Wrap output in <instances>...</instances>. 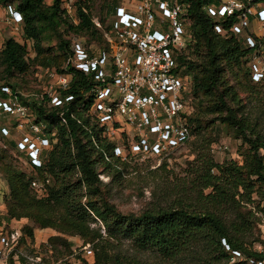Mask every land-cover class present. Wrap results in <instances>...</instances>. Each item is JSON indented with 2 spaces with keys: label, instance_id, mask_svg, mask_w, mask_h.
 <instances>
[{
  "label": "trees",
  "instance_id": "obj_1",
  "mask_svg": "<svg viewBox=\"0 0 264 264\" xmlns=\"http://www.w3.org/2000/svg\"><path fill=\"white\" fill-rule=\"evenodd\" d=\"M3 1L4 5L10 4V0ZM16 1L24 19L21 29L24 39L39 43L44 34L69 25L62 7L65 0H53L52 5H47L45 0ZM187 1L191 5V30L199 48L206 53L196 64L190 62L187 56L180 55L179 64L186 67L187 73L196 72L192 89L195 95L218 94L222 105L220 112L224 116L220 114L218 120L235 127L242 142L249 147L245 163L240 165L229 161L218 164L209 153L203 154L194 161L195 166L191 167L186 178L167 186L165 205H151L138 216L124 215L105 201L99 204L98 199L95 200L102 192L99 167L118 172L126 162L114 157V142L104 139L102 130L85 116L92 103V100L84 101L85 93L94 83L90 76L74 72L72 86L67 93L75 100L65 109H53L46 101L33 100L35 122L44 124L45 129H56L59 140L52 151L44 150L41 167L31 165L41 181L54 183L48 198L37 200L30 189L31 180H27V176L19 173L11 163L0 159V170L5 173L12 191L9 204L11 218H33L42 228L79 235L91 243L100 240L99 243L103 244L107 238L125 239L140 252L154 254L156 261H160L158 264H250L248 260L232 263V253L227 251L225 244L245 258L259 259L260 255L253 247L254 241H251L259 219L250 206L257 204V210L264 213L261 202L255 199L261 196L264 201V121L259 114L260 108L247 111L248 106L243 104L226 80L230 65L240 63V58L252 55L255 49L237 39L240 37L217 35L212 21L202 9L204 0ZM113 8L108 11L111 13ZM78 16L79 25L70 24L66 28L68 32L96 35V32H91L93 21L84 8L78 9ZM259 42L264 46V38ZM58 47L68 50L70 41L60 40ZM71 51L72 48L69 54ZM92 51L97 52L98 49ZM27 54L26 45L15 37L3 43L0 66L4 67L9 79L26 74L29 67ZM250 73V81L254 84L252 90L259 94L256 91L262 87L264 80L254 83L251 68ZM5 82L0 85V99L7 97L2 91V87L7 86L27 104L17 93V87ZM228 97L235 107L228 105ZM61 113L67 121L64 125ZM191 115L189 112L186 119L192 138L197 127ZM134 157L127 160L133 161ZM95 219L102 223L106 238L101 228H91ZM106 258L101 257L105 264L108 262ZM115 263L124 264L120 261ZM128 264L144 263L131 260Z\"/></svg>",
  "mask_w": 264,
  "mask_h": 264
},
{
  "label": "built area",
  "instance_id": "obj_2",
  "mask_svg": "<svg viewBox=\"0 0 264 264\" xmlns=\"http://www.w3.org/2000/svg\"><path fill=\"white\" fill-rule=\"evenodd\" d=\"M76 1L64 3L72 10L71 4ZM204 1L202 9L217 35L240 37L247 47L255 49L252 80L263 81L264 46L251 32V22L257 18L264 23V0ZM190 6L187 0H132L116 8L110 29L103 27L100 20L93 21L102 32L103 47L93 52L85 45L74 44L64 71L47 69L46 87L34 98L46 101L50 108L65 109L75 100L67 93L74 72L84 73L94 83L85 93L84 101L92 100L85 116L102 130L104 139L114 142V157L122 160L132 156L163 157L180 148L192 136L186 119L191 93L178 61L192 26ZM0 20L20 34L24 19L17 7L0 4ZM2 91L7 97L0 99V116L13 123L16 130L29 128L34 133L18 141L17 148L26 153L30 165L41 167L42 154L51 147L42 123L35 122L30 107L10 87L4 86ZM17 93L23 97L20 91ZM60 116L62 124H66L64 113ZM1 133L8 137L10 129L3 127ZM127 144H130L129 151H126ZM105 157L110 161L108 154ZM29 245L28 237L8 223L4 208H0V264L41 263L34 251H28ZM225 246L232 253V263L248 260L250 264H264V244L254 247L259 259L245 258ZM84 250L89 255L93 253L90 247ZM49 254L54 251L49 250Z\"/></svg>",
  "mask_w": 264,
  "mask_h": 264
},
{
  "label": "rangeland",
  "instance_id": "obj_3",
  "mask_svg": "<svg viewBox=\"0 0 264 264\" xmlns=\"http://www.w3.org/2000/svg\"><path fill=\"white\" fill-rule=\"evenodd\" d=\"M45 2L47 5H52L53 0H45ZM131 2L132 0H77L71 4L72 10H69L67 5L63 4L62 7L66 11L65 18L69 25L61 26L57 31L53 30L48 34H44L39 43L24 39L22 32L19 34V32L13 31L16 34L18 33L16 36L13 34L14 37L20 40L23 45H26L28 49L26 61L29 67L26 74L15 75L9 79L4 67L0 66V85L8 81V83L17 87L25 102L28 106H31H29L31 114L36 118L33 113V104L36 101L34 95L43 93L46 87L47 69L64 71L69 58V51L76 43L85 45L94 51L104 45L102 32L96 28L94 23L91 32H96V35L92 33L77 34L74 31L68 32L66 28L70 24L78 26L80 23L78 9L80 7L84 8L92 21L100 20L103 27L107 26L110 29V19L115 14L116 8ZM9 3L18 9V1L10 0ZM0 4L6 3L0 0ZM112 6L114 8L110 13L108 10ZM260 31L261 34H264V25L260 27ZM237 39L243 42V39ZM60 40L70 41L68 50L59 49ZM197 43V38L190 28L187 31L186 46L180 55L187 56L188 60L195 64L200 63L198 59L204 57L206 53L204 49L199 48ZM2 45H0V48ZM240 59V63L231 64L227 69L226 80L231 89L238 94L243 104L248 106L247 111L251 108L253 110L260 108L259 114H261L262 121H264V83L256 91L259 94H255V90H252L254 84L250 81L252 55ZM261 60L264 63V55L261 56ZM183 74L186 75L191 93L188 97L189 112L192 114L191 118L195 121L193 122L197 127V132L187 143L180 148L169 151L166 156L134 157L133 161H130L131 159L124 160L126 163L118 169V172L106 167H99L102 192L95 198V200L98 199L99 204L105 201L124 215L134 214L138 216L151 205L158 203L165 205L166 200H164V197L167 186H173L186 178L191 167L195 166L194 161L203 154L209 153L218 164L229 161H235L240 165L245 163L249 147L242 142L235 127L218 120L220 114L223 116V113L220 112L222 105L218 94L195 95L192 89L194 87L193 77L196 72L187 73L186 67H183ZM226 102L229 106L235 107L231 98L228 97ZM37 121L40 120L37 119ZM43 125L46 137L51 143L48 150L52 151L55 145L59 143L57 130L45 129ZM3 127L10 129V136L6 137L1 133ZM29 133L34 135L29 128L22 131L16 130L13 123L10 124L8 119H3L0 116V159L2 158L11 163L19 173L26 175L27 180H31L30 189L32 194L37 200H44L48 198L54 183L50 180L41 181L30 165L26 153L17 148V142ZM126 148V151H129L130 144H127ZM11 196L12 191L9 182L5 173L0 170V208H4L8 223L21 229L23 234L28 237L30 243L28 251L30 253L34 251L35 255L42 260L39 264H105L102 260L103 257L104 260L108 257L107 264H116V261L128 264L131 260H140L144 264H158L160 262L156 261L154 254L140 252L131 241L125 239L107 238L103 244L99 243L100 240L91 243L79 235L55 228H42L37 220L33 218H11L9 214ZM255 199L257 202H261V209H263L264 201H262V197H255ZM86 201V199L83 200L84 203ZM250 208L253 209L259 219V224L254 229V236L251 238V241H254L253 247L263 246L264 213L257 210V204L250 206ZM94 221L91 228L96 230L101 228V232L106 238L107 234L102 223L98 219ZM84 247H90L93 252L92 255H89ZM49 250H53L54 254H49Z\"/></svg>",
  "mask_w": 264,
  "mask_h": 264
},
{
  "label": "crops",
  "instance_id": "obj_4",
  "mask_svg": "<svg viewBox=\"0 0 264 264\" xmlns=\"http://www.w3.org/2000/svg\"><path fill=\"white\" fill-rule=\"evenodd\" d=\"M4 16V12H3ZM264 25L263 22H260L257 18H253L251 22V32L255 35V37L259 39L264 38V34H261L260 27ZM12 31V33H11ZM14 32H13V27L7 25L3 20H0V45H2L9 36V39L13 36L14 37ZM263 55H264V49H263Z\"/></svg>",
  "mask_w": 264,
  "mask_h": 264
}]
</instances>
